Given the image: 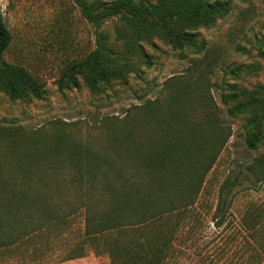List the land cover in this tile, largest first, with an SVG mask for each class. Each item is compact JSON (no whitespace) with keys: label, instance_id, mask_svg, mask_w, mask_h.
Segmentation results:
<instances>
[{"label":"trees","instance_id":"obj_1","mask_svg":"<svg viewBox=\"0 0 264 264\" xmlns=\"http://www.w3.org/2000/svg\"><path fill=\"white\" fill-rule=\"evenodd\" d=\"M73 1L99 36L92 49L61 68L59 90L78 86L79 77L91 91L112 81L126 84L129 73L137 71L135 63L151 64L144 44L155 37L173 49L203 53L198 29L226 18L233 8L232 0ZM108 20L121 50L100 31ZM11 39L0 11V92L11 100L41 99L42 83L25 66L2 58ZM257 52L264 61V50ZM214 59L204 53L191 59L181 74L163 82L154 99L132 105L122 117H104L85 130L63 120L37 128L0 125V247L50 222L62 225L80 210L82 234L94 239L113 230L147 227L195 206L207 172L231 135L207 80ZM239 69L229 73L237 75ZM225 86L220 103L228 115H244V142L257 149L264 137V86ZM97 137L102 139L99 146L94 145ZM260 160L254 161L258 169L263 166ZM253 174L256 181H264V168ZM236 179L235 175L221 182L217 212L224 210ZM131 249L115 244L111 263L118 264L120 252ZM135 252L128 255L129 261L138 258Z\"/></svg>","mask_w":264,"mask_h":264},{"label":"rangeland","instance_id":"obj_2","mask_svg":"<svg viewBox=\"0 0 264 264\" xmlns=\"http://www.w3.org/2000/svg\"><path fill=\"white\" fill-rule=\"evenodd\" d=\"M232 2L226 18L198 29L204 55L212 62L215 58L207 80L231 135L207 172L195 206L147 227L113 230L94 239L82 234L80 210L62 225L50 222L42 230L0 247V264H112L110 252L115 244L132 246L129 252H120L118 264H264V181L259 183L253 174L264 168V137L257 149H249L244 142V115H228L219 97L226 82L245 89L264 86V61L257 52L264 50V0ZM0 11L12 35L2 58L25 66L44 89L41 99L29 100H11L0 92V125L37 128L63 120L85 130L104 117H122L132 105L154 99L166 79L181 74L191 59L203 54L173 49L155 37L151 44H144L151 64L135 63L137 71L129 73L126 84L112 81L91 91L79 77L78 86L59 90L61 68L92 49L99 33L73 0H0ZM101 30L108 33L110 44L122 49L111 20ZM254 63L257 69L250 67ZM237 67V75L229 73ZM101 142L97 137L94 145ZM256 158L263 164L260 169ZM235 175L238 184L227 196L224 210L217 212L219 186ZM135 251L139 256L131 262L128 255Z\"/></svg>","mask_w":264,"mask_h":264},{"label":"crops","instance_id":"obj_3","mask_svg":"<svg viewBox=\"0 0 264 264\" xmlns=\"http://www.w3.org/2000/svg\"><path fill=\"white\" fill-rule=\"evenodd\" d=\"M245 178H247V177L245 176ZM261 182H263V181H260L259 183H261ZM237 184H238V182H237Z\"/></svg>","mask_w":264,"mask_h":264}]
</instances>
